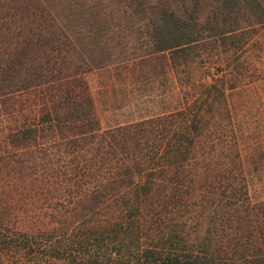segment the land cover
Listing matches in <instances>:
<instances>
[{
  "label": "trees",
  "instance_id": "1",
  "mask_svg": "<svg viewBox=\"0 0 264 264\" xmlns=\"http://www.w3.org/2000/svg\"><path fill=\"white\" fill-rule=\"evenodd\" d=\"M2 1L0 101L10 105L13 120L6 145L22 150L32 128L42 134L38 146L79 143L71 148L80 155L69 168L76 169L72 179L91 174L84 200L93 202L96 192L100 197L56 237L11 229L0 263L264 264V198L251 201L226 164L208 163L207 152L198 165L195 110L186 106L101 129L79 76L89 60L80 55L72 28L55 15L57 0ZM207 1L90 0L88 14L102 21L120 3L129 16L147 11L151 33L163 34L154 39L158 50L195 41L190 23L222 17L239 2L212 0L205 10ZM204 31L225 35L232 28ZM28 92L29 115L17 114Z\"/></svg>",
  "mask_w": 264,
  "mask_h": 264
},
{
  "label": "rangeland",
  "instance_id": "2",
  "mask_svg": "<svg viewBox=\"0 0 264 264\" xmlns=\"http://www.w3.org/2000/svg\"><path fill=\"white\" fill-rule=\"evenodd\" d=\"M89 1L52 3L57 18L72 28L80 55L89 60L79 76L87 86L98 126L105 129L193 108L199 120L198 165L207 152L208 163L226 164L251 201L263 199L264 0H239L222 17L190 23L189 29L198 32L195 41L158 50L154 39L163 34L151 33L147 11L145 16H129L120 3L112 16L99 21L88 14ZM206 3L205 10L215 2ZM206 27L232 31L208 35ZM21 97L17 114L29 115L33 96L28 92ZM10 110L7 102L0 101V250L4 242L9 244L11 229L58 236L59 229L84 218L100 197L96 192L93 202L84 200L94 181L91 174L85 180L72 179L76 169L69 168L80 155L71 148L79 143L38 146L41 139L35 138L42 134L32 128L25 132L27 146L11 152L6 145L13 126ZM63 195L67 200L61 202ZM55 198L61 199L58 204ZM71 198L77 204H70Z\"/></svg>",
  "mask_w": 264,
  "mask_h": 264
}]
</instances>
